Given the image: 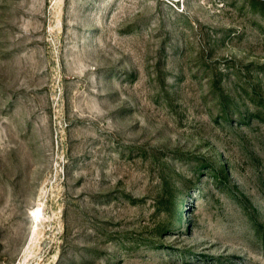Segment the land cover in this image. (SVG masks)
<instances>
[{
  "label": "rangeland",
  "instance_id": "1",
  "mask_svg": "<svg viewBox=\"0 0 264 264\" xmlns=\"http://www.w3.org/2000/svg\"><path fill=\"white\" fill-rule=\"evenodd\" d=\"M0 264H264V0H0Z\"/></svg>",
  "mask_w": 264,
  "mask_h": 264
},
{
  "label": "trees",
  "instance_id": "2",
  "mask_svg": "<svg viewBox=\"0 0 264 264\" xmlns=\"http://www.w3.org/2000/svg\"><path fill=\"white\" fill-rule=\"evenodd\" d=\"M217 170H220V169H217ZM217 170H216V171H215V170L213 171V175H216L217 177H219V175H221V174H220L219 171H217ZM181 191H182V190H181Z\"/></svg>",
  "mask_w": 264,
  "mask_h": 264
},
{
  "label": "bare ground",
  "instance_id": "3",
  "mask_svg": "<svg viewBox=\"0 0 264 264\" xmlns=\"http://www.w3.org/2000/svg\"><path fill=\"white\" fill-rule=\"evenodd\" d=\"M39 209H37V213L35 214L36 215V217H38L39 216ZM39 218V217H38Z\"/></svg>",
  "mask_w": 264,
  "mask_h": 264
}]
</instances>
